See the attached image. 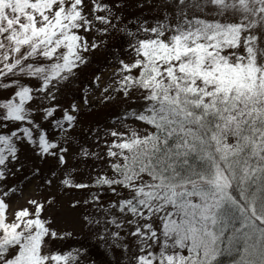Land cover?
Masks as SVG:
<instances>
[{
	"label": "snow or ice",
	"instance_id": "obj_1",
	"mask_svg": "<svg viewBox=\"0 0 264 264\" xmlns=\"http://www.w3.org/2000/svg\"><path fill=\"white\" fill-rule=\"evenodd\" d=\"M225 254L264 264V0H0V264Z\"/></svg>",
	"mask_w": 264,
	"mask_h": 264
},
{
	"label": "rangeland",
	"instance_id": "obj_2",
	"mask_svg": "<svg viewBox=\"0 0 264 264\" xmlns=\"http://www.w3.org/2000/svg\"><path fill=\"white\" fill-rule=\"evenodd\" d=\"M92 70L97 72H107L108 68L105 66V61L103 57H100L98 62H94L92 65ZM112 117H107V120L111 122ZM41 184L39 179H34L30 183L24 185L23 195L19 196V203L24 204L26 201L32 197L38 196L39 191L36 190L37 186ZM41 191L43 189H40Z\"/></svg>",
	"mask_w": 264,
	"mask_h": 264
},
{
	"label": "trees",
	"instance_id": "obj_3",
	"mask_svg": "<svg viewBox=\"0 0 264 264\" xmlns=\"http://www.w3.org/2000/svg\"><path fill=\"white\" fill-rule=\"evenodd\" d=\"M218 259L220 261H222V264H232L233 257L228 255V254H225V255L219 257Z\"/></svg>",
	"mask_w": 264,
	"mask_h": 264
}]
</instances>
